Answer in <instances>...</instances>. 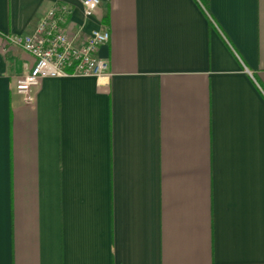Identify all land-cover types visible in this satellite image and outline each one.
Segmentation results:
<instances>
[{
	"label": "crops",
	"instance_id": "obj_1",
	"mask_svg": "<svg viewBox=\"0 0 264 264\" xmlns=\"http://www.w3.org/2000/svg\"><path fill=\"white\" fill-rule=\"evenodd\" d=\"M56 2L111 75L27 103ZM0 264H264V0H0Z\"/></svg>",
	"mask_w": 264,
	"mask_h": 264
},
{
	"label": "built area",
	"instance_id": "obj_2",
	"mask_svg": "<svg viewBox=\"0 0 264 264\" xmlns=\"http://www.w3.org/2000/svg\"><path fill=\"white\" fill-rule=\"evenodd\" d=\"M79 1L87 17L93 16L101 3V0ZM72 12L70 5L56 2L32 33L6 36L10 44L22 48L35 59L33 67L19 78L16 86L25 102L34 101L33 90L45 78H108L111 75L108 60L98 53L100 47L110 38L109 30L95 28L84 35L72 33Z\"/></svg>",
	"mask_w": 264,
	"mask_h": 264
}]
</instances>
